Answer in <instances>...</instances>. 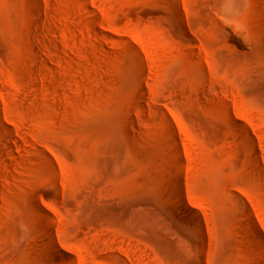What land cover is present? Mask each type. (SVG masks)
<instances>
[{"label":"rangeland","instance_id":"obj_1","mask_svg":"<svg viewBox=\"0 0 264 264\" xmlns=\"http://www.w3.org/2000/svg\"><path fill=\"white\" fill-rule=\"evenodd\" d=\"M257 233L264 0H0V264H264Z\"/></svg>","mask_w":264,"mask_h":264},{"label":"bare ground","instance_id":"obj_2","mask_svg":"<svg viewBox=\"0 0 264 264\" xmlns=\"http://www.w3.org/2000/svg\"><path fill=\"white\" fill-rule=\"evenodd\" d=\"M253 26H254V28H256L258 31H260V32H262L263 31V29H262V24H261V20H260V17H259V15H257V13L254 15V17H253ZM171 175V174H170ZM166 187H167V189H168V191H169V194L167 193L166 194V196L169 198V199H172V197L173 196H176L179 200L178 201H182V200H184V196H183V194H182V192H181V190H180V188L175 184V183H172V182H169V183H167L166 184ZM173 195V196H172ZM176 201V200H175ZM175 203V202H174ZM177 204H180V202H177ZM182 206V205H181ZM186 211V210H185ZM47 230V229H46ZM194 234H195V238H196V240H197V242H198V246L201 248V249H203L204 247H205V244H204V242H203V237H202V232L198 229V228H194ZM258 235H259V237L260 238H262V239H264V235L263 234H261V233H257ZM257 240H259V239H257ZM260 241H261V239H260ZM58 250V249H57ZM57 250H55V249H51V251H48V252H50V253H52V254H55V255H59L57 252ZM61 253V252H60ZM60 257H63L64 259H66L65 257H64V254L63 253H61L60 254ZM63 259V260H64ZM65 264H70V262H68L67 261V259H66V261H65Z\"/></svg>","mask_w":264,"mask_h":264}]
</instances>
